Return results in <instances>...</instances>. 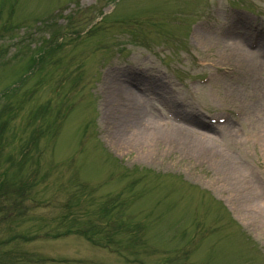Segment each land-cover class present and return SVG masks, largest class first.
<instances>
[{
	"label": "rangeland",
	"instance_id": "374dc122",
	"mask_svg": "<svg viewBox=\"0 0 264 264\" xmlns=\"http://www.w3.org/2000/svg\"><path fill=\"white\" fill-rule=\"evenodd\" d=\"M247 1L259 16L227 7L212 19L258 29L255 51L247 38L224 50L214 28L189 37L203 0H119L91 32L112 0H0V183L14 192L1 188L0 203L26 205L0 209V264H264V0ZM54 30L59 45L31 71ZM137 97L133 120L156 104L194 121L213 111L230 127L203 139L193 120L151 117L119 140L110 114L133 116ZM94 234L105 248H87Z\"/></svg>",
	"mask_w": 264,
	"mask_h": 264
},
{
	"label": "bare ground",
	"instance_id": "6f19581e",
	"mask_svg": "<svg viewBox=\"0 0 264 264\" xmlns=\"http://www.w3.org/2000/svg\"><path fill=\"white\" fill-rule=\"evenodd\" d=\"M226 48L227 49H230L229 47H227L226 46ZM127 93H131L132 91L131 90H129V89H126L125 90ZM126 94V93H125ZM121 96H122V94H121ZM131 106H132V110H133V112H132V114H134V113H137V109H138V106H137V104H136V102L135 101H131ZM139 112L141 113V115H143L144 116V111L143 110H141V109H139ZM197 118V120L198 121H196V123H199V126H201V127H204V128H206V129H209V127L210 126H208V125H206L204 122H202V120H200L198 117H196ZM142 119V120H141ZM141 119H136V120H134V122H135V125H138V123H139V126H141V124H142V122H144V121H149V120H151L152 118L149 116V115H147V114H145V117L144 118H141ZM230 127V124H226L225 125V128H229ZM123 129V128H122ZM122 129H120L119 131H115L114 132V134L116 135L115 137H117L119 140H123V138H125V132L123 133V130ZM204 131H200L199 133H198V138H203V139H207V138H209L208 137V135L207 134H205V133H203ZM181 139V138H180Z\"/></svg>",
	"mask_w": 264,
	"mask_h": 264
}]
</instances>
